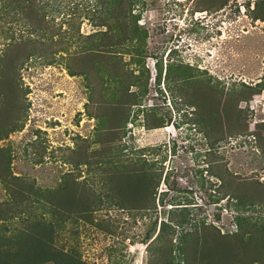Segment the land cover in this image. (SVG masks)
<instances>
[{
	"label": "rangeland",
	"instance_id": "obj_1",
	"mask_svg": "<svg viewBox=\"0 0 264 264\" xmlns=\"http://www.w3.org/2000/svg\"><path fill=\"white\" fill-rule=\"evenodd\" d=\"M41 1L0 0V248L37 213L87 264H264V0Z\"/></svg>",
	"mask_w": 264,
	"mask_h": 264
},
{
	"label": "trees",
	"instance_id": "obj_2",
	"mask_svg": "<svg viewBox=\"0 0 264 264\" xmlns=\"http://www.w3.org/2000/svg\"><path fill=\"white\" fill-rule=\"evenodd\" d=\"M100 1L102 2V6L110 9L111 5H115V2L118 0ZM41 3H43L41 0H7L6 7L11 11H14V15L18 12H20L21 15L23 12H26L29 15L30 12L34 11L35 7L42 6ZM74 4L76 5V9L77 7H80L81 4H84L83 6L85 8L87 6V2H75ZM88 4L87 9L93 8V10H95L97 1L96 3L90 1ZM116 5L122 9L123 6H125V1L121 0L116 3ZM26 18L34 28L40 26L35 23L36 19L32 15H29ZM39 21L47 22V19L41 16L36 20V22ZM26 189L24 186H20L15 192L18 194V197H20L26 193ZM29 191H31L30 187ZM36 202L39 203L41 200L37 199ZM29 221L31 227L30 231H21L18 236L5 238L4 246L2 245L0 248V264H45L47 262H55L58 264H87L76 255L70 254L56 247L53 240L56 231L55 222L47 220L44 216L37 215V213H33V216L29 218ZM249 236L250 239L247 244H245L246 242H243L245 253L249 252L251 250L250 246L252 247L253 245L256 246L258 250H264V231H262L261 234H257L256 232L252 234L250 232ZM234 249L236 250L237 247ZM225 252L230 254L232 253V250H230V252L229 250Z\"/></svg>",
	"mask_w": 264,
	"mask_h": 264
}]
</instances>
